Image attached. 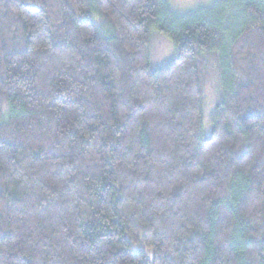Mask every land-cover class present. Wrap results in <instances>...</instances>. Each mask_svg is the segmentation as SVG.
<instances>
[{"label":"trees","instance_id":"16d2710c","mask_svg":"<svg viewBox=\"0 0 264 264\" xmlns=\"http://www.w3.org/2000/svg\"><path fill=\"white\" fill-rule=\"evenodd\" d=\"M223 1L0 0V264H264V0Z\"/></svg>","mask_w":264,"mask_h":264},{"label":"rangeland","instance_id":"374dc122","mask_svg":"<svg viewBox=\"0 0 264 264\" xmlns=\"http://www.w3.org/2000/svg\"><path fill=\"white\" fill-rule=\"evenodd\" d=\"M171 8L176 12H190L196 8H202L204 14H215L216 1L220 0H167ZM223 1V0H222ZM228 4V10L236 13V6L239 5V0H224ZM213 5V6H212ZM205 11V12H204ZM175 52V46L172 39L156 32L153 35L151 46V62L152 65L159 66L166 63L172 58ZM208 60L202 67L203 76V127L202 131L207 132L211 123V114L215 104L221 98V85L219 79V72L217 68L216 56L214 54H207Z\"/></svg>","mask_w":264,"mask_h":264}]
</instances>
